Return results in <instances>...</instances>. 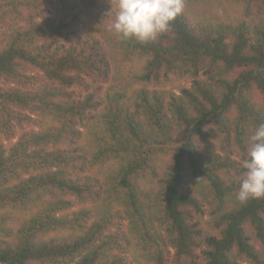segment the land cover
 Returning <instances> with one entry per match:
<instances>
[{
    "label": "trees",
    "instance_id": "trees-1",
    "mask_svg": "<svg viewBox=\"0 0 264 264\" xmlns=\"http://www.w3.org/2000/svg\"><path fill=\"white\" fill-rule=\"evenodd\" d=\"M110 7L0 0V264H264V198H236L264 0H185L147 43Z\"/></svg>",
    "mask_w": 264,
    "mask_h": 264
},
{
    "label": "clouds",
    "instance_id": "clouds-1",
    "mask_svg": "<svg viewBox=\"0 0 264 264\" xmlns=\"http://www.w3.org/2000/svg\"><path fill=\"white\" fill-rule=\"evenodd\" d=\"M107 16L115 12L110 25L118 40L140 43L156 40L170 31L185 12V0H110ZM246 172L236 198L241 203L264 198V123L253 130L247 141ZM201 179V178H200Z\"/></svg>",
    "mask_w": 264,
    "mask_h": 264
},
{
    "label": "rangeland",
    "instance_id": "rangeland-1",
    "mask_svg": "<svg viewBox=\"0 0 264 264\" xmlns=\"http://www.w3.org/2000/svg\"><path fill=\"white\" fill-rule=\"evenodd\" d=\"M2 136H1V134H0V140H2L3 139V137L1 138ZM184 140H186V138H183V139H181V141H184ZM180 141V142H181ZM4 142H5V140H4ZM15 142V141H14ZM180 142L178 143V144H180ZM5 144H6V147H9L10 145H9V143H8V141H6L5 142Z\"/></svg>",
    "mask_w": 264,
    "mask_h": 264
}]
</instances>
